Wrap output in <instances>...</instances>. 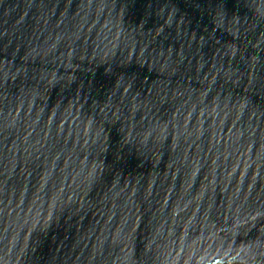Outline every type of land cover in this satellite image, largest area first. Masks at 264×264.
I'll return each instance as SVG.
<instances>
[{"label":"water","instance_id":"95a60500","mask_svg":"<svg viewBox=\"0 0 264 264\" xmlns=\"http://www.w3.org/2000/svg\"><path fill=\"white\" fill-rule=\"evenodd\" d=\"M210 262L264 264V0H0V264Z\"/></svg>","mask_w":264,"mask_h":264},{"label":"rangeland","instance_id":"374dc122","mask_svg":"<svg viewBox=\"0 0 264 264\" xmlns=\"http://www.w3.org/2000/svg\"><path fill=\"white\" fill-rule=\"evenodd\" d=\"M232 264H242V263H232Z\"/></svg>","mask_w":264,"mask_h":264},{"label":"bare ground","instance_id":"6f19581e","mask_svg":"<svg viewBox=\"0 0 264 264\" xmlns=\"http://www.w3.org/2000/svg\"><path fill=\"white\" fill-rule=\"evenodd\" d=\"M244 262V261H243ZM208 264H212V262L208 263Z\"/></svg>","mask_w":264,"mask_h":264}]
</instances>
